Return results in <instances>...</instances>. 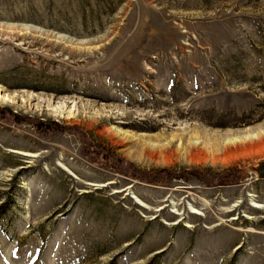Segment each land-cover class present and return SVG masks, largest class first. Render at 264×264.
<instances>
[{
    "label": "rangeland",
    "instance_id": "obj_1",
    "mask_svg": "<svg viewBox=\"0 0 264 264\" xmlns=\"http://www.w3.org/2000/svg\"><path fill=\"white\" fill-rule=\"evenodd\" d=\"M262 162L264 0H0V264H264Z\"/></svg>",
    "mask_w": 264,
    "mask_h": 264
},
{
    "label": "water",
    "instance_id": "obj_2",
    "mask_svg": "<svg viewBox=\"0 0 264 264\" xmlns=\"http://www.w3.org/2000/svg\"><path fill=\"white\" fill-rule=\"evenodd\" d=\"M249 170L255 172L259 179L264 180V162L250 167Z\"/></svg>",
    "mask_w": 264,
    "mask_h": 264
},
{
    "label": "bare ground",
    "instance_id": "obj_3",
    "mask_svg": "<svg viewBox=\"0 0 264 264\" xmlns=\"http://www.w3.org/2000/svg\"><path fill=\"white\" fill-rule=\"evenodd\" d=\"M6 25H8V27H12L13 25L12 24H6ZM23 27H26V28H31V26H29V25H23ZM6 100H9V97H6ZM248 137H250V136H248ZM248 137H245V139H248ZM244 138V137H243ZM240 140V139H239ZM238 141V140H237ZM19 154H21V155H28V154H25V153H22V152H18Z\"/></svg>",
    "mask_w": 264,
    "mask_h": 264
},
{
    "label": "trees",
    "instance_id": "obj_4",
    "mask_svg": "<svg viewBox=\"0 0 264 264\" xmlns=\"http://www.w3.org/2000/svg\"><path fill=\"white\" fill-rule=\"evenodd\" d=\"M16 117V116H15Z\"/></svg>",
    "mask_w": 264,
    "mask_h": 264
}]
</instances>
